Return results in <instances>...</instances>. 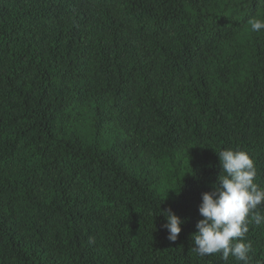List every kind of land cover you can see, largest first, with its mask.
Listing matches in <instances>:
<instances>
[{"label":"trees","instance_id":"16d2710c","mask_svg":"<svg viewBox=\"0 0 264 264\" xmlns=\"http://www.w3.org/2000/svg\"><path fill=\"white\" fill-rule=\"evenodd\" d=\"M253 18L264 0H0V264H238L192 234L217 152L246 151L264 187Z\"/></svg>","mask_w":264,"mask_h":264},{"label":"clouds","instance_id":"9594fccd","mask_svg":"<svg viewBox=\"0 0 264 264\" xmlns=\"http://www.w3.org/2000/svg\"><path fill=\"white\" fill-rule=\"evenodd\" d=\"M249 23L253 32L264 30V19L253 18ZM217 154L221 171L212 191L202 193L199 214L203 218L192 234L193 250L200 257L220 254L224 260L231 256L238 264H249L252 247L246 241L248 224L250 218L257 224L264 221L258 211L264 206V187L255 182L256 166L246 151L229 148ZM163 215L168 239L175 241L183 220L171 210Z\"/></svg>","mask_w":264,"mask_h":264}]
</instances>
